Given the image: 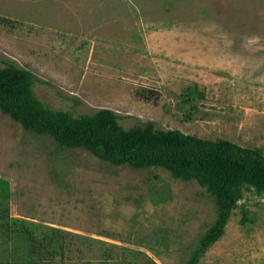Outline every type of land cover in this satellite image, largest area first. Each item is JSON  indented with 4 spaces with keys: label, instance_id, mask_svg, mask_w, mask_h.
Instances as JSON below:
<instances>
[{
    "label": "rangeland",
    "instance_id": "rangeland-1",
    "mask_svg": "<svg viewBox=\"0 0 264 264\" xmlns=\"http://www.w3.org/2000/svg\"><path fill=\"white\" fill-rule=\"evenodd\" d=\"M7 63L35 75L51 109H111L127 129L153 122L264 154V0H0ZM0 176L11 217L60 229L63 258L36 264H100L106 251L107 264L128 251L141 252L135 264H184L217 216L197 182L60 149L1 111ZM241 204L250 222L236 210L200 264H264V197ZM24 246L0 239V264H27Z\"/></svg>",
    "mask_w": 264,
    "mask_h": 264
},
{
    "label": "trees",
    "instance_id": "trees-1",
    "mask_svg": "<svg viewBox=\"0 0 264 264\" xmlns=\"http://www.w3.org/2000/svg\"><path fill=\"white\" fill-rule=\"evenodd\" d=\"M35 81L33 73L13 63L0 68V111L25 131L53 138L63 150L83 149L113 166L135 170L162 168L177 180L197 182L208 192L217 216L184 264H200L208 249L224 235L236 210L241 209L244 224L250 222L249 211L240 202L248 194L264 197L261 149L245 148L225 139L206 140L180 130H160L153 122L127 129L111 109L81 115L54 110L35 94ZM11 196L10 182L0 176V239L22 241L28 254L27 264H36L35 253L52 262L63 258L66 246L61 236L52 234L60 229L52 228L51 233H46L41 227L30 229L25 219L11 217ZM36 231L41 236L37 237ZM109 252L97 258L100 264L115 259ZM126 255L127 264H135L142 257L141 252H133L132 256L128 251ZM144 264L157 263L151 259Z\"/></svg>",
    "mask_w": 264,
    "mask_h": 264
}]
</instances>
